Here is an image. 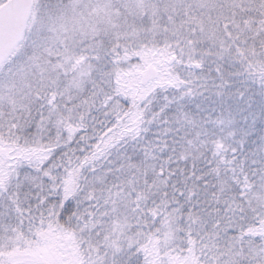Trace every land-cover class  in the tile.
Returning a JSON list of instances; mask_svg holds the SVG:
<instances>
[{
	"label": "snow or ice",
	"instance_id": "obj_1",
	"mask_svg": "<svg viewBox=\"0 0 264 264\" xmlns=\"http://www.w3.org/2000/svg\"><path fill=\"white\" fill-rule=\"evenodd\" d=\"M0 264H264V0H0Z\"/></svg>",
	"mask_w": 264,
	"mask_h": 264
}]
</instances>
